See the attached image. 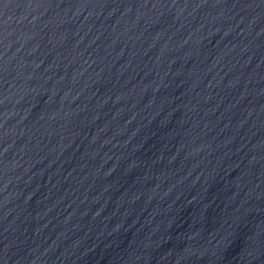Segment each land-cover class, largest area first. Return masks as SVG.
Returning <instances> with one entry per match:
<instances>
[{"label":"water","instance_id":"water-1","mask_svg":"<svg viewBox=\"0 0 264 264\" xmlns=\"http://www.w3.org/2000/svg\"><path fill=\"white\" fill-rule=\"evenodd\" d=\"M0 264H264V0H0Z\"/></svg>","mask_w":264,"mask_h":264}]
</instances>
